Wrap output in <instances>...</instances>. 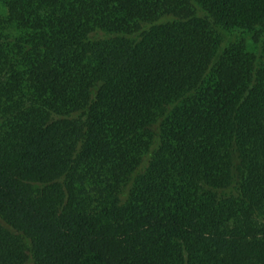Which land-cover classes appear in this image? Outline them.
<instances>
[{
	"label": "trees",
	"instance_id": "obj_1",
	"mask_svg": "<svg viewBox=\"0 0 264 264\" xmlns=\"http://www.w3.org/2000/svg\"><path fill=\"white\" fill-rule=\"evenodd\" d=\"M0 264H264V0H0Z\"/></svg>",
	"mask_w": 264,
	"mask_h": 264
}]
</instances>
